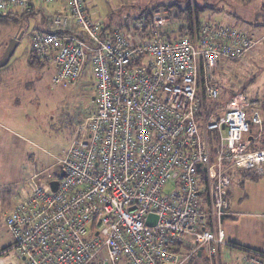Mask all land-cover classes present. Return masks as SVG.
Segmentation results:
<instances>
[{
  "label": "built area",
  "instance_id": "obj_1",
  "mask_svg": "<svg viewBox=\"0 0 264 264\" xmlns=\"http://www.w3.org/2000/svg\"><path fill=\"white\" fill-rule=\"evenodd\" d=\"M52 3L62 10L46 17L53 29L34 30L32 50L54 66L55 86L87 73L94 99L60 162L64 175L32 185L7 217L18 263L185 264L234 247L223 229L234 172L264 175V148H252L264 130L261 101L237 93L199 118V85L219 98L220 60H241L258 41L211 21L172 39L160 11L127 38L93 19L86 0H0V14ZM245 254V264H264L263 253Z\"/></svg>",
  "mask_w": 264,
  "mask_h": 264
},
{
  "label": "rangeland",
  "instance_id": "obj_2",
  "mask_svg": "<svg viewBox=\"0 0 264 264\" xmlns=\"http://www.w3.org/2000/svg\"><path fill=\"white\" fill-rule=\"evenodd\" d=\"M189 3L213 5L199 12L201 21L245 30L258 41L253 53L243 59L220 60L213 81L236 85L254 78L243 94L260 99L264 95V0H86L93 19L103 22L108 30H120L127 38L138 34L133 28L138 19L154 11L169 18L171 34H178L187 23ZM36 8L37 12L20 24L0 16V58L11 39L24 31L9 63L0 67V264H11L9 254L15 259V250L3 251L14 242L7 217L32 185L47 181L49 173L59 175L60 162L90 115L94 96L93 81L87 73L76 85L55 86L53 65L30 67L32 34L43 26L44 15L53 17L57 10L51 4ZM13 13L20 14L18 10ZM217 100L222 103L226 98L221 96L214 102ZM252 128L259 130V126ZM231 191L233 213L225 219L223 228L227 233L229 229L237 231L238 238L250 234L264 241V217H259L264 214V175L238 174ZM221 254L228 264L235 263L239 255L226 247Z\"/></svg>",
  "mask_w": 264,
  "mask_h": 264
},
{
  "label": "trees",
  "instance_id": "obj_3",
  "mask_svg": "<svg viewBox=\"0 0 264 264\" xmlns=\"http://www.w3.org/2000/svg\"><path fill=\"white\" fill-rule=\"evenodd\" d=\"M207 8H213V5H208V4L197 5L196 4L195 6H192V4L189 3V6L186 10L187 13L185 15V19L187 21L186 25L181 26L180 30L178 31V34L175 32L173 35H170L169 38L175 39V38L182 37V36H189V37L194 38V35L198 32L200 23L202 22L200 17H199V12L201 10L207 9ZM36 12H37V8H34L30 11L20 12V14L8 12V13H2V14H0V16L7 17L9 20H12L15 23L20 24V22H23L24 20L27 19V16L34 15ZM43 20H44V18H43ZM47 28L48 27L46 25H44L43 28L38 27L37 29L46 30ZM18 34L19 33H17V35ZM230 61H238V60L230 59ZM29 65L33 69H39V68L46 66L47 62L41 61L38 58V56L35 54V52L32 50V52L30 54ZM254 81H255L254 78H252L251 80H248L244 84L241 83V84H236V85L232 84V83H225V82H222V83L220 82L218 84V82H215L218 85V87L220 88V91H221L220 97L223 96L224 98H226V100L224 102L219 103L218 100L216 102H214V100H216V99H211L205 95V92L203 91V89H204L203 78H200L199 87H200V95L202 96V99H201V103L199 105V111L197 112L199 118H202L204 116H208L209 114L214 112V106L219 105V104H221V105L226 104V102L234 94H237V93H245L246 94L247 93V85L253 84ZM260 101H261V109H262V113H263V117H264V95L260 98ZM257 141H258V143L256 142L252 146V148H255V147L264 148V130H263L261 136L258 138ZM258 145H260V146H258ZM241 173L243 175L252 176V177L258 176L256 174L248 172V171H236V174H241ZM233 244L235 246L230 247V248L239 249L244 253H247L250 249L255 250V251H259V250L249 248V247H246L243 245H239V244H235V243H233ZM239 246L246 247L245 249H248V250L241 249ZM10 247L8 249H4L3 251L10 250ZM259 252H261V251H259ZM221 253H222V247L221 246H219L217 248L216 255H214V256H209V254H207L206 252H203L202 255H199L198 253H196L189 260H187V262L185 264H228L225 261H223ZM261 253L264 254V252H261Z\"/></svg>",
  "mask_w": 264,
  "mask_h": 264
},
{
  "label": "crops",
  "instance_id": "obj_4",
  "mask_svg": "<svg viewBox=\"0 0 264 264\" xmlns=\"http://www.w3.org/2000/svg\"><path fill=\"white\" fill-rule=\"evenodd\" d=\"M50 5V4H49ZM51 5H53V7L57 8V10L53 11V12H58L60 9H62V6L61 4L59 3H52ZM59 8V9H58ZM41 10L44 11V13H46L47 11L44 10L43 8H40ZM61 11V10H60ZM47 16L44 15V20L42 21L43 23V26L46 25L48 28L47 29H53L52 25L49 23V21H47L46 18ZM42 26V28H43ZM254 51V50H253ZM253 51L251 53H253ZM250 53V54H251ZM238 176V174H236V172L234 173L233 175V179ZM232 186V185H231ZM231 188H230V192H229V201H230V195H231ZM230 206L232 208V203L230 202ZM232 211V210H231ZM233 213V212H232ZM231 215L229 216H226L223 220V223L225 221V219L227 217H230ZM259 217H264V214H262V216H259ZM224 229V228H223ZM225 230V229H224ZM261 231V230H260ZM230 232H232V236L230 235ZM225 233H226V241H229V242H232V243H235V244H239V245H243V246H246V247H249V248H253V249H256V250H259L261 252H264V241H261V240H258V237L256 238L255 236H252V235H244L243 237L241 238H238V235H237V231L235 230H232L230 231V229L228 230V233L226 232L225 230ZM229 238V239H227ZM222 248L223 247H226V246H221ZM226 249L232 251V252H237L239 255L237 257V261L233 264H245V258H246V254L244 252H242L241 250L239 249H233V248H230V247H226ZM9 258L11 260V264H18V262L16 261L17 259L13 258V256H11L9 254ZM244 259V260H243Z\"/></svg>",
  "mask_w": 264,
  "mask_h": 264
},
{
  "label": "water",
  "instance_id": "obj_5",
  "mask_svg": "<svg viewBox=\"0 0 264 264\" xmlns=\"http://www.w3.org/2000/svg\"><path fill=\"white\" fill-rule=\"evenodd\" d=\"M23 33H24V31L11 39V41L9 42V44H8L4 54H3V56L0 58V67H4L5 65H7L9 63L12 56L14 55V52H15L18 44H19V41H20ZM60 175L61 176L64 175V170H62L60 172ZM51 185H52L53 190H57L58 180L52 181ZM155 218H156V216L151 214L149 216L148 223L153 225L155 223ZM198 254L202 255V251H200Z\"/></svg>",
  "mask_w": 264,
  "mask_h": 264
},
{
  "label": "flooded vegetation",
  "instance_id": "obj_6",
  "mask_svg": "<svg viewBox=\"0 0 264 264\" xmlns=\"http://www.w3.org/2000/svg\"><path fill=\"white\" fill-rule=\"evenodd\" d=\"M94 99V96H93V98H92V100Z\"/></svg>",
  "mask_w": 264,
  "mask_h": 264
}]
</instances>
